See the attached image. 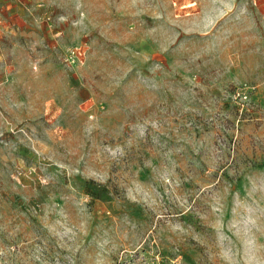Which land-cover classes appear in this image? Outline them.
<instances>
[{"label": "rangeland", "instance_id": "1", "mask_svg": "<svg viewBox=\"0 0 264 264\" xmlns=\"http://www.w3.org/2000/svg\"><path fill=\"white\" fill-rule=\"evenodd\" d=\"M260 1L36 0L0 54V264H264Z\"/></svg>", "mask_w": 264, "mask_h": 264}, {"label": "crops", "instance_id": "2", "mask_svg": "<svg viewBox=\"0 0 264 264\" xmlns=\"http://www.w3.org/2000/svg\"><path fill=\"white\" fill-rule=\"evenodd\" d=\"M35 2L36 0H0V54L7 46V39L14 45L18 40L19 45L28 43V37L34 32L33 25L40 19L33 13ZM260 4L264 5V0ZM81 5L82 0H77L78 9ZM46 32L48 35L52 33L48 30Z\"/></svg>", "mask_w": 264, "mask_h": 264}, {"label": "built area", "instance_id": "3", "mask_svg": "<svg viewBox=\"0 0 264 264\" xmlns=\"http://www.w3.org/2000/svg\"><path fill=\"white\" fill-rule=\"evenodd\" d=\"M72 54H74V56H79L77 54H81V50L78 49V48H72ZM237 94L239 96H244V97L248 96V93L245 90H242V89H238L237 90Z\"/></svg>", "mask_w": 264, "mask_h": 264}]
</instances>
